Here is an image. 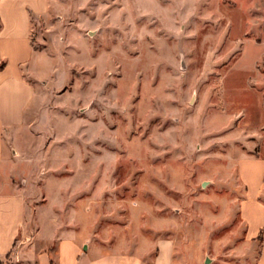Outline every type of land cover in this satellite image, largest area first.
<instances>
[{
    "label": "rangeland",
    "instance_id": "1",
    "mask_svg": "<svg viewBox=\"0 0 264 264\" xmlns=\"http://www.w3.org/2000/svg\"><path fill=\"white\" fill-rule=\"evenodd\" d=\"M30 42L34 94L0 172L28 248L264 255V0H47Z\"/></svg>",
    "mask_w": 264,
    "mask_h": 264
},
{
    "label": "crops",
    "instance_id": "2",
    "mask_svg": "<svg viewBox=\"0 0 264 264\" xmlns=\"http://www.w3.org/2000/svg\"><path fill=\"white\" fill-rule=\"evenodd\" d=\"M46 10L47 0H0V172L2 165L18 154L14 131L24 122L34 94L33 86L25 79L26 67L33 55L32 17L43 15ZM11 178L0 173V258L9 256L20 264H50L51 249L35 254L28 248L32 234L24 230L26 202ZM258 184L261 186L262 181ZM259 208V211L264 210ZM261 227L264 229V225H254L253 232H260ZM261 252L260 249L255 264L264 260ZM53 258L56 264H171V254L164 247L160 248L154 262L149 263L129 255L95 256L89 252L87 244L82 246L70 238L59 242Z\"/></svg>",
    "mask_w": 264,
    "mask_h": 264
},
{
    "label": "trees",
    "instance_id": "3",
    "mask_svg": "<svg viewBox=\"0 0 264 264\" xmlns=\"http://www.w3.org/2000/svg\"><path fill=\"white\" fill-rule=\"evenodd\" d=\"M259 241H262V232L260 231L258 234ZM5 261V262H4ZM0 264H20L19 262H16L14 260H12L9 256L5 258V260H2L0 258ZM50 264H54V262L51 260Z\"/></svg>",
    "mask_w": 264,
    "mask_h": 264
}]
</instances>
